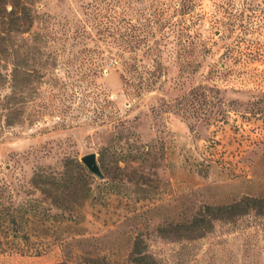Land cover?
Here are the masks:
<instances>
[{
  "label": "rangeland",
  "instance_id": "1",
  "mask_svg": "<svg viewBox=\"0 0 264 264\" xmlns=\"http://www.w3.org/2000/svg\"><path fill=\"white\" fill-rule=\"evenodd\" d=\"M0 31L18 51L0 62L17 220L0 225V264H131L136 239L158 264H264V216L213 219L264 197V0H0ZM12 65L27 102L7 125ZM91 152L103 178L89 172L87 196L32 183Z\"/></svg>",
  "mask_w": 264,
  "mask_h": 264
},
{
  "label": "trees",
  "instance_id": "2",
  "mask_svg": "<svg viewBox=\"0 0 264 264\" xmlns=\"http://www.w3.org/2000/svg\"><path fill=\"white\" fill-rule=\"evenodd\" d=\"M27 20L32 21V18L27 16ZM15 21H19L18 17H15ZM18 33H23L19 30L15 31ZM1 31H0V41L1 39ZM83 33H77L76 38L82 39L84 38ZM184 40V39H182ZM131 49H133V46H131ZM8 55H17L18 51L16 49L4 46L0 44V62H1V56H4L5 54ZM10 53V54H9ZM78 56L74 55L75 59H82V60H89V58L92 55V52L90 50H79L77 52ZM131 68L134 67V65H130ZM4 67L0 65V78H3L1 75V70ZM10 79L8 82V89L9 93L5 96L6 99V114H5V123L7 125H11L14 122V119L16 117H19V114H21V107L26 104V97H24V90L26 89V85L28 84L27 77H24L25 74L23 73V70L20 68L19 65H12L11 71L9 73ZM24 75V76H23ZM27 76V75H26ZM6 79V78H5ZM7 82L6 80H0V84ZM17 119V118H16ZM72 164L74 169L77 171V175H74L72 173V169H67V178L64 177V181L62 182V179H58L55 177L49 178L47 175L43 174L42 171H35L32 176V183L39 187L42 193H53L52 191H60L62 194H74V195H80L82 197H85L89 194L91 190L90 186V180H91V174L87 171V169L77 160H66L64 163V167H68ZM46 187H51L46 188ZM3 190V189H2ZM0 190V225L2 228L6 229L7 232H9L10 228L9 226H14L16 224V217L14 214L15 208L9 207L5 205L3 201V191ZM17 207L16 209H18ZM211 209L210 206H206L205 210L209 211ZM250 211H254L256 214H259V216H264V197H249L245 196L238 201L232 202L230 204L226 205H219L215 207V213H214V220H234L238 217L244 216V214L249 213ZM206 212L201 213V217H199V220L195 219V227H199L200 224L198 221H203L206 218ZM209 223V222H208ZM11 234H14V231L11 229ZM9 244V243H5ZM4 243L0 240V252H3L5 249ZM129 261L131 264H158L157 260L149 254L143 247L142 243L139 239H136L133 243L132 251L129 255ZM57 264H65V263H57ZM86 264V263H81ZM95 264H100L99 262H95Z\"/></svg>",
  "mask_w": 264,
  "mask_h": 264
},
{
  "label": "water",
  "instance_id": "3",
  "mask_svg": "<svg viewBox=\"0 0 264 264\" xmlns=\"http://www.w3.org/2000/svg\"><path fill=\"white\" fill-rule=\"evenodd\" d=\"M80 161L85 166L88 172L95 175L97 178L102 179L103 173L97 162L96 154L94 152L87 153L80 158Z\"/></svg>",
  "mask_w": 264,
  "mask_h": 264
}]
</instances>
